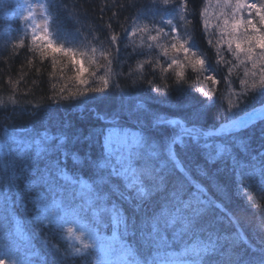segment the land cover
<instances>
[{
    "label": "trees",
    "instance_id": "trees-1",
    "mask_svg": "<svg viewBox=\"0 0 264 264\" xmlns=\"http://www.w3.org/2000/svg\"><path fill=\"white\" fill-rule=\"evenodd\" d=\"M114 2L115 0H45V6L49 3L52 5L46 15L49 17V32L54 42L65 48H73L77 53H84L86 61L94 58L95 64L88 65L90 72L107 74L110 84L120 86L113 88L108 95L92 94L87 98L79 97L78 102L63 101L57 104L50 99L55 92L65 87L68 91H74L78 87L69 79L74 75L71 64L67 63L62 54L40 57L34 52L31 28L35 19H24L28 5L33 6L30 0L27 3L25 0H0V101L3 102L0 104V148L4 147L5 140L13 132L24 134L27 130V133L35 135L48 130L52 135L65 133L68 137L66 149L70 153L69 158L64 159L60 153H51L49 158H59L61 166H66L69 175L91 183L95 172L94 164L101 159L103 152V136L99 135L101 129L105 134L109 129L142 132L150 143L155 141L163 148L164 141L179 134L180 129L175 126L154 128L151 126L153 117L158 114L170 118L174 114H178V118L189 115L192 110L190 106H198V101L204 99L198 91L200 87H204L214 94L215 102L209 100L199 120L188 123L187 127H193L194 123L198 132L211 133L207 139L209 144L233 145L231 155L206 163V150L192 146L182 148L179 144L175 148L190 170L192 180L206 190V198L214 203L199 220L194 235L159 248L143 244L139 232L132 235L131 228L127 235L121 228L110 240L114 233L110 217L105 215L103 223L96 224L90 213L81 212L80 222L95 233V240L89 239L87 243L90 247L84 249L81 241L68 235L66 229L70 225H65L59 232L48 228L41 230L39 222L33 219L36 215L31 199L33 193L23 191L24 180L18 181L22 197L17 199L15 191H6L7 179L11 173L0 174V247L8 253L6 260L13 258L22 264H97L103 251L107 249L112 257H129L123 247L128 244L135 249V255L142 264L147 261L162 264L176 259L191 261L194 259L192 256L171 254L182 253L184 247L196 239L207 240L211 237L217 241L218 249L203 257L201 264H262L264 178L259 170L264 168V122L257 121L254 127L234 133H222L219 128L226 127L230 121L261 107L264 95L252 93L238 111H229V101L235 102L234 92L240 89L239 79L243 76V70L233 68V72L229 73L228 67L237 63L235 58L224 46L220 48V52L224 60L230 63H217L216 50L207 43L209 34L202 27L200 12L207 4L211 17V39L217 40L218 33L213 27L216 20L211 16L217 11L215 0H172L167 6L159 5V0H119L120 5L127 3L134 4L135 7H110ZM184 2L188 4L189 14L181 19L178 5ZM255 2L259 3L260 0ZM173 5L177 7L173 9ZM193 9L195 15L191 14ZM169 20L172 21L171 27L174 24L178 28L179 38L194 43L193 51L197 56L202 53L206 58L204 68L201 69L198 65L196 70L191 67L185 69V87L189 91L184 94L172 92L165 95L152 91V87L147 84L148 80H153L155 85L163 86L166 83L172 87L175 71L162 74L158 67H153L165 62L160 48L148 47L147 35H155V31L136 32L133 35L129 27L133 21L141 27L147 25L149 29L164 27L167 35L152 43L168 46L171 42ZM113 32L120 36L115 47L109 45L107 39ZM20 41H24V44L21 45ZM104 52H114L119 63L114 60L109 66L108 59L102 55ZM177 58L184 59L182 55ZM53 59L57 62L55 69L52 67ZM140 64H143L142 68L138 67ZM209 76H215L219 84L213 85L206 79ZM133 80L139 86L130 91V95H125L121 89H128ZM9 97L17 103L13 104ZM137 101L143 103L145 108L136 111ZM98 115L106 116V119H98ZM204 142L202 139L201 144ZM112 147L115 150L113 163L117 156L127 154L119 143L113 142ZM71 154H75V160ZM34 156V151L23 158L13 154L10 158L13 170L20 174L24 163L29 167H35L37 163L39 167H43L45 161H36ZM142 164V160L133 161L134 167L139 168ZM250 172L253 174L251 179L248 175ZM112 182L120 186V191H124L121 180L114 179ZM60 183L63 184V181ZM105 191H108L107 186ZM191 191H195V188ZM77 192L78 188L68 189L63 205L65 209L83 204V197ZM154 199H159V195L154 196ZM113 203L129 218L131 224L134 213L129 204L117 193L110 192L108 206L111 207ZM143 207L150 211V204L146 203ZM12 217L19 221L22 235H17L14 231L9 234L10 228L15 226ZM139 221L140 214H136L137 225ZM74 230L76 232V227ZM85 235L88 236L87 231ZM169 238L171 240L170 235ZM75 248L81 249L79 255H72Z\"/></svg>",
    "mask_w": 264,
    "mask_h": 264
},
{
    "label": "snow or ice",
    "instance_id": "snow-or-ice-1",
    "mask_svg": "<svg viewBox=\"0 0 264 264\" xmlns=\"http://www.w3.org/2000/svg\"><path fill=\"white\" fill-rule=\"evenodd\" d=\"M27 3V0H25ZM172 0H159V5H170ZM158 5V7H159ZM49 3L47 6L41 5V9L45 12L51 8ZM108 7V6H106ZM110 7L131 8L134 4H119V0H115ZM177 7L173 5V9ZM181 19H184L189 13L187 12V2L180 3ZM216 12L211 16L215 17L216 23L213 26L218 33V39H211L212 32L210 29V13L209 7L205 4L200 12L202 16V27L209 34L207 43L216 50L218 57L217 63H230L225 61L220 48L226 46L228 53L235 58V65L228 67V72L232 73L233 68H241L243 76L239 79L240 89L234 92L235 102L229 101V111H238L252 93L259 92L264 95V0L259 3L255 0H215ZM192 15H195L193 9ZM34 16L33 6L28 5L24 19ZM246 16V18H245ZM111 19V18H110ZM139 19V16H137ZM172 21H168L169 32L171 33L170 45L153 44L162 36H166L165 28L149 29L147 25L139 26L136 21L129 26L132 34L136 32L149 33L155 31V35H147L149 42L148 47H158L162 50L163 64L153 65L158 67L162 74L175 71V81L172 87L168 84L163 86L155 85L153 80H148L147 84L152 87V91L157 94H184L189 90L185 87V69L191 67L193 70L205 66V57L201 53L197 56L195 44L187 40L179 38L178 28L171 27ZM47 25V20L45 21ZM111 28V25H108ZM32 43L35 46L34 52L40 57H47L51 54L55 57L62 54L67 59V63L71 64L74 75L69 79L73 80L78 86L74 91H68L67 88H60L54 93L50 99L59 104L63 101L78 102L79 97L87 98L92 94L108 95L113 88H119L118 84H110V77L105 75H97L96 72H90L89 64H95V59L85 60L84 53H77L73 48H65L62 44H56L51 37L47 35V27L44 31H39V26L33 24ZM127 35V32L125 33ZM108 44L115 47L120 36L113 32L108 38ZM39 42V43H38ZM21 45L24 41H20ZM93 53L95 49L92 50ZM171 53V58L169 59ZM102 55L108 59L109 66L114 60L117 63V57L114 52H104ZM182 55L184 59L177 57ZM57 62L52 61V67L55 69ZM66 66V65H65ZM142 68L143 64L138 65ZM63 76V70H61ZM213 85H218L219 81L215 76L206 78ZM141 84L143 79H141ZM139 86L136 80L132 81L128 89H121L125 95H130V91L135 90ZM198 91L203 95L204 99L198 101V106H190L191 111L185 117H179L174 114L172 118L167 115H155L152 119L151 126L154 128H167L175 126L180 129L176 134L164 141L163 148L157 142H149V138L142 132H125L123 136V147L127 154L116 157L115 163L112 157L115 150L112 147V130L109 129L107 134L101 129L100 136H103V152L101 159L94 164L95 172L91 183L74 178L69 175L66 166H61L59 158L50 159L51 153H60L64 159L69 158L70 153L66 149V141L68 139L65 133L52 135L48 130L36 133L35 135L27 133L18 134L13 132L5 140L3 148H0V174H8L6 191H15L17 199L22 197V192L18 181L24 180V192L33 193L31 199L36 212L33 219L40 224V229L48 228L52 231L59 232L65 225L79 224L80 233L77 234L73 227H67V233L74 236L77 241H81L84 249L90 247L88 243L82 241L81 237L87 231L89 239L95 240V233L80 222L81 212L90 213L96 224L103 223V217H110L111 225L114 229L113 235H116L121 228L125 235L129 234V229H133L132 235L139 232L140 240L145 245L170 246L171 243L183 241L186 237L195 234L196 226L201 217L207 213L212 207L213 201L206 198V190L195 181L192 180L190 170L180 159L175 145L179 144L182 148L189 146L206 150L204 155L206 163L225 158L231 155L233 145L228 143H216L215 145L207 143V139L211 133L198 132L195 124L193 127H187L188 123L199 120L203 113V109L209 100L213 103L214 94L204 87H200ZM13 104L17 103L15 99L9 97ZM3 102L0 101V104ZM145 105L139 101L136 102L135 110L144 109ZM133 113H130V115ZM115 115V114H114ZM98 119H106V116L98 115ZM257 121L264 122V104L260 108L253 109L247 113L242 119L230 121V127L222 126L220 131L223 133L236 132L241 129L254 127ZM187 137V139H186ZM205 142L201 144V140ZM242 143V142H241ZM246 147V145H242ZM30 151H34V159L36 161L44 160V166L39 167L38 163L35 167H29L24 163L20 174L13 170L11 156L15 154L18 158H23ZM75 160V154H71ZM264 156V154H262ZM143 161V164L137 168L133 166V161ZM255 171V170H254ZM260 175L264 178V168L259 170ZM252 178V173L249 174ZM114 179L123 182L124 191H120V186L113 183ZM63 181V184L60 183ZM107 186L108 191H105ZM77 189V194L83 197V204L76 205L71 209L63 207L65 194L68 189ZM195 188V191H191ZM110 192L117 193L122 200L129 204L134 215L129 218L123 214L116 204L109 207ZM159 195V199L154 196ZM51 196V199L49 198ZM59 197V198H57ZM205 197V198H202ZM7 199V197H5ZM150 204V211L144 209V204ZM220 207V205H216ZM136 214H140L139 225L136 222ZM14 228H10L9 234L14 231L17 235H22V229L19 221L12 217ZM46 222V223H45ZM171 236V240L169 238ZM243 238V237H242ZM126 254L130 257L126 264H142L135 255V249L124 244ZM218 249L217 241L209 237L207 240L196 239L191 244L184 247L182 253H172L175 256H192L193 260L176 259L170 262H162V264H201L203 257L215 253ZM59 252V249H56ZM80 248H75L72 255H79ZM5 256L8 253L4 254ZM0 264H22L19 260L0 259ZM146 264H152L147 261ZM264 264V262H262Z\"/></svg>",
    "mask_w": 264,
    "mask_h": 264
},
{
    "label": "rangeland",
    "instance_id": "rangeland-1",
    "mask_svg": "<svg viewBox=\"0 0 264 264\" xmlns=\"http://www.w3.org/2000/svg\"><path fill=\"white\" fill-rule=\"evenodd\" d=\"M29 1V0H28ZM30 2H32L33 4V11H34V19H35V25L39 26V31H44L45 26L47 27V35L49 37H51V39L54 41L52 35L50 34L51 32H49V17L48 15H46V12L44 10L41 9V5H45V0H30ZM47 20V25H45V21ZM172 27H176L174 26V24L172 25ZM240 117L239 119L244 118ZM230 127V123H228L226 125L225 128ZM221 128H219L220 131ZM112 130V141L115 143H119L120 146H123L122 140H123V136L125 132H132L131 130H121V131H117V129H111ZM135 132V131H133ZM71 227L75 228L76 227V233L79 234L81 229H80V225L79 224H71ZM113 234L112 236L109 238L110 240L113 238ZM82 241H84L85 243L89 242V236L84 235L81 237ZM1 246V243H0ZM108 251V249H107ZM107 251H103L104 253H102V257L99 260V264H126V261L129 260V257H127L126 255H118L116 258L111 256V253L109 254ZM5 252L1 249L0 247V259H5ZM11 260H15L13 258H9L8 261Z\"/></svg>",
    "mask_w": 264,
    "mask_h": 264
},
{
    "label": "clouds",
    "instance_id": "clouds-1",
    "mask_svg": "<svg viewBox=\"0 0 264 264\" xmlns=\"http://www.w3.org/2000/svg\"><path fill=\"white\" fill-rule=\"evenodd\" d=\"M97 264H99V261H97Z\"/></svg>",
    "mask_w": 264,
    "mask_h": 264
}]
</instances>
